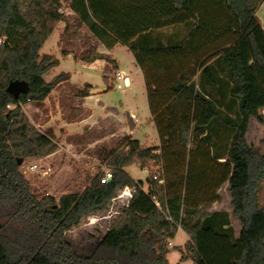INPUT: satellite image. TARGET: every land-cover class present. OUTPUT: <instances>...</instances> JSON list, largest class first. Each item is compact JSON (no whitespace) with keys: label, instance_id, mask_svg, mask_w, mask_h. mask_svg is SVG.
<instances>
[{"label":"trees","instance_id":"trees-1","mask_svg":"<svg viewBox=\"0 0 264 264\" xmlns=\"http://www.w3.org/2000/svg\"><path fill=\"white\" fill-rule=\"evenodd\" d=\"M264 0H72L70 9L96 40L108 49L125 46L145 74L149 109L162 145L175 138L186 147L190 138H205L216 124L230 128L234 138L225 173L217 186L229 185L232 213L199 212L178 189L192 185L193 175L176 185L150 179L148 191L127 172L147 169L166 150L143 148L130 136L108 155L106 173L89 175L82 192L59 200L41 196L20 171L18 160L46 159L58 152L53 133L31 124L22 107L42 105L61 84V74L50 82L44 75L60 63L41 50L66 16L62 0H0V264H170L169 244L185 232L190 241L181 262L192 264H264V152L246 140L248 123L264 126V29L257 12ZM221 12V13H220ZM191 26L188 37L165 47L153 31ZM215 34V35H214ZM118 71L115 61L106 59ZM192 67L177 78L175 67ZM107 72L109 69L106 67ZM198 77L199 83L194 79ZM14 82L28 87L17 100L6 90ZM237 107L231 119L221 110ZM9 105H19L8 109ZM160 152L158 155L156 152ZM22 163V164H23ZM169 187V188H168ZM127 189H136L128 204ZM122 198L126 207L107 233L86 241L68 240V233L85 217L106 211ZM220 198L206 203L211 207ZM186 210V211H185ZM231 216L240 224L236 232Z\"/></svg>","mask_w":264,"mask_h":264},{"label":"rangeland","instance_id":"rangeland-1","mask_svg":"<svg viewBox=\"0 0 264 264\" xmlns=\"http://www.w3.org/2000/svg\"><path fill=\"white\" fill-rule=\"evenodd\" d=\"M71 1L62 0L61 13L66 16L67 21L58 24L41 50V55L52 56L60 61L57 67L44 75V80L50 82L66 73L70 75V81L56 88L42 105L29 100L22 106L24 114L32 125L42 133L54 134L59 150L46 159L25 161L20 171L26 180L41 196L50 195L57 200L65 194L82 192L87 186L89 175L94 176L100 171L111 175L107 165L108 155L120 149V144L128 136L129 129L133 130L138 126L135 135L142 140L143 145L141 142L140 144L143 148L163 147V150H166L163 159L155 160L147 169L135 166L127 169L129 174L135 176L137 179L135 181L143 185L145 191H148L149 181L156 173L170 186H174L178 179L189 171V174L193 175L192 185L187 189H178V193L186 198L187 206H195L198 213L221 211L231 214L233 209L229 185L226 184L219 191L217 190L226 170L224 166L226 159L217 161L216 156L218 152L227 157L234 132L230 128L216 124L212 130L205 132L211 143L206 142L204 137L197 138L193 132V137L186 147L179 144L176 138L169 147L166 144L162 145L154 118L148 117L149 112L144 99L139 96L135 104L127 107L121 104L125 101L128 91L117 89L118 73L113 64H108L106 61V59L114 61L115 58L123 71L130 72L133 68L132 54L122 45L113 49L112 56L99 54L104 47L70 9ZM191 30V26L166 27L153 31L152 35L159 36L167 48L185 40ZM100 58L106 63L105 68L103 64H97L96 60ZM106 67L109 69L108 72L105 70ZM186 71L191 72L192 67L186 64L175 67L169 73V77L177 78L181 72ZM193 83H199L198 77ZM105 91L106 93L99 96L94 95L93 100L86 99L91 92L96 94ZM88 101H93L96 107L101 103L111 107L92 111L87 104ZM221 103L219 105L221 110L231 119H236L237 107L229 111L228 100H221ZM131 108L138 110L136 120L140 122H135L130 112ZM246 140L250 146L261 153L264 152V126L255 118L249 120ZM35 165L37 168L33 170L32 167ZM217 197L220 198L219 202L210 208L206 207V203ZM260 201L264 205V182L260 190ZM125 207L122 198L114 200L106 211L85 217L81 225L68 233V240L75 244L76 241L90 240L92 237L107 233ZM5 213L0 211V224L6 221ZM231 224L238 235L241 226L232 216ZM189 241L188 235L179 229L178 235L169 244L170 264H192V261L181 262L185 246Z\"/></svg>","mask_w":264,"mask_h":264},{"label":"crops","instance_id":"crops-1","mask_svg":"<svg viewBox=\"0 0 264 264\" xmlns=\"http://www.w3.org/2000/svg\"><path fill=\"white\" fill-rule=\"evenodd\" d=\"M257 16H258V18H259V20H260V22H261V25H262V27H263V29H264V2H263V4L260 6V8H259V10H258V12H257ZM102 45V44H101ZM104 48H102L101 49V51L99 52V54H101V55H106V56H112L111 55V52L113 51V49H115V47L113 48V49H108V48H106L104 45H102ZM125 47V46H124ZM131 54H132V58H133V62H132V64H133V68L131 69V71L130 72H126V71H123L122 69H121V67H120V63L115 59V58H113V60L114 61H116L117 62V65H118V71H117V73L118 72H123V73H125V74H127V75H129V77H130V80L132 81L131 82V87L130 88H128L127 90H125V91H128V94H127V96H126V98H125V101L124 102H121V104H123V106L124 107H127V106H129V105H131V104H135V102L138 100V98H139V96H141L143 99H144V101L146 102V105H147V109H148V117L149 118H151L152 117V115H151V112H150V109H149V100H148V93H147V87H146V79H145V74H144V72H143V70L141 69V67H139L138 65H137V63H136V60H135V57H134V55H133V53L129 50V48H127V47H125ZM96 61H98L97 62V64L99 63V65H102L104 68H105V66H106V63H104L105 61L103 60V59H97ZM71 78V77H70ZM70 81V80H69ZM68 82V81H67ZM62 85V84H61ZM100 93V94H99ZM103 93H106V91L105 92H97L96 94H93L92 92L89 94V96L87 95L86 96V99H92L93 100V96L94 95H97V96H99V95H101V94H103ZM87 104H89L90 105V109L92 110V111H97V110H99V111H101V110H104V109H106V108H108V107H111V106H109V105H106V104H102L101 103V105H99V106H95L94 104H93V101H88L87 102ZM124 110H125V108H124ZM137 111L138 110H136V109H134V108H131L130 109V112H132V117L133 118H135L134 120H135V122L137 123V122H140V120H136V118H137ZM151 119H153V117L151 118ZM152 124H154L153 122H152ZM136 129H138V126H136V127H134V129L133 130H128V136H133V140H138L139 142H141V144L143 145V142H142V140L141 139H139V138H137L136 137V135H135V131H136ZM131 174V176L135 179V180H137L136 178H135V176L132 174V173H130ZM261 202V201H260ZM262 205V204H261ZM262 206H264V205H262ZM239 235V234H238ZM238 235H236V237H238ZM190 240V239H189ZM188 263V262H187Z\"/></svg>","mask_w":264,"mask_h":264},{"label":"built area","instance_id":"built-area-1","mask_svg":"<svg viewBox=\"0 0 264 264\" xmlns=\"http://www.w3.org/2000/svg\"><path fill=\"white\" fill-rule=\"evenodd\" d=\"M118 81H119V83H117L116 87L120 91H125L131 87V80H130L129 76H127L126 74H124L122 72H118ZM19 105L21 107L23 106L21 103ZM19 105H9L8 109H10V110L16 109ZM36 168H37L36 165L32 167L33 170H35ZM153 179L159 180L160 185L164 184V180L162 178H160V176H158L157 173L153 176ZM110 180H111V175H106V177L102 179V182L105 183V182H109ZM143 190H145V189H143ZM136 192H137L136 189H127L126 190L125 196L123 198L126 204L129 203V201L132 199L133 195Z\"/></svg>","mask_w":264,"mask_h":264},{"label":"water","instance_id":"water-1","mask_svg":"<svg viewBox=\"0 0 264 264\" xmlns=\"http://www.w3.org/2000/svg\"><path fill=\"white\" fill-rule=\"evenodd\" d=\"M28 87L18 83V82H14L12 84H10L6 90V92L11 95L12 97H14L15 99H19L20 96L22 94H27L28 93ZM23 163L22 159L18 160V165L21 166Z\"/></svg>","mask_w":264,"mask_h":264}]
</instances>
